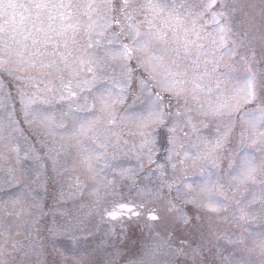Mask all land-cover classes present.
Masks as SVG:
<instances>
[{
	"label": "snow or ice",
	"instance_id": "6c2138e0",
	"mask_svg": "<svg viewBox=\"0 0 264 264\" xmlns=\"http://www.w3.org/2000/svg\"><path fill=\"white\" fill-rule=\"evenodd\" d=\"M237 11L235 0H0V72L19 82L16 97L0 92V141L5 127L22 134L21 124L59 136L61 151L49 155L53 171L66 152L87 180L76 177L69 193L87 192L101 218L115 220L121 210L142 215L143 200L113 199L112 207L106 206L120 195L123 181L138 197L161 201L163 208H152L147 216L161 221L159 213H165L168 240L157 234L136 264H159L156 257L164 253L204 264L197 260L202 248L192 247L188 232L198 230L201 217H189L174 200L230 213L238 231L217 236L233 249L217 250L220 264H264V232L246 227L264 222V8L259 25L245 14L243 30L234 23ZM37 104L55 105L56 111ZM198 122L205 127L214 122L216 136L200 135ZM163 129L166 145L157 139ZM15 141L13 135L5 146L19 163ZM158 148L164 149L163 163ZM27 151L39 161L31 146ZM169 168L173 175L190 168L193 176L169 180ZM141 176L149 184H139ZM153 177L159 186H150ZM3 182H17L14 169L6 170ZM24 199L21 191L11 203ZM31 203L35 212L29 215L38 225L43 207ZM81 223L73 218L48 230L72 233ZM24 247L13 240L10 250ZM7 251L6 236L0 254ZM0 264L10 262L0 258Z\"/></svg>",
	"mask_w": 264,
	"mask_h": 264
},
{
	"label": "rangeland",
	"instance_id": "374dc122",
	"mask_svg": "<svg viewBox=\"0 0 264 264\" xmlns=\"http://www.w3.org/2000/svg\"><path fill=\"white\" fill-rule=\"evenodd\" d=\"M238 11L234 17V23L240 30L246 26L245 14L255 18L257 25L261 23V10L264 8V0H235ZM231 46V45H229ZM259 53V45H257ZM244 54V50H240ZM259 59V55L257 57ZM135 67V61L132 62ZM264 67V64H261ZM142 70L137 69L139 73ZM19 82L15 81L6 73L0 72V92H10L16 97V89ZM135 88V84H133ZM167 98L165 103L167 104ZM128 103H131L129 97ZM176 101H172V111H175ZM15 106L19 108L18 98ZM45 112L56 111L55 105L37 104ZM58 114V113H57ZM193 116L197 121L200 119ZM182 119H184L182 117ZM24 132L12 133L8 127L3 129L4 140L0 141V153H7L8 158L0 157V244H3L5 237L8 240V251L0 254V258L7 259L10 264H136L145 253V250L155 242V237L159 234L168 240L169 231L166 227L167 217L163 211L159 214L165 217L161 221H149L148 211L152 208L162 209L163 203L158 200H151L148 197H138L136 190L131 191L127 187L129 181L118 183L120 195L109 198L106 205L112 207V200L119 202L134 201L139 204L142 200L146 203L144 209H138L142 215L139 217H119L115 220L107 216L101 218V214L92 208L91 198L87 192H75L70 194L68 189L76 177L81 182H87L81 169L72 167V159L65 152L58 161V171H53L52 162L49 155L54 156L61 151L59 144L60 138L38 134L37 131L29 129L27 125L21 124ZM199 134L208 138H214L217 134L216 124L209 122L208 126L197 123ZM120 131V129H114ZM16 136L15 143L20 148V162L17 163L16 154L9 151L5 146L11 136ZM182 135V133H181ZM167 129L161 130L157 139L159 144H167ZM129 142H134L135 137L125 136ZM195 135L192 137L195 140ZM27 141V142H26ZM187 143V140L184 141ZM31 146L35 154L40 157L39 161L34 159L33 153L27 149ZM233 144H229L231 148ZM160 153V163L164 162V149L158 148ZM122 163L134 164V161L124 160ZM224 167H226V162ZM15 170L17 182L4 184L6 170ZM21 170L25 173L21 177ZM198 172V170H197ZM169 180H180L183 176L192 177L193 170L187 169L185 172L172 174L171 169L167 170ZM119 181V178H117ZM139 184H149L148 180L138 177ZM159 180L152 178L150 186H159ZM27 186H24V185ZM23 191L25 194L24 202L13 205L11 200ZM63 191V198L59 194ZM167 187L163 188L164 194L168 193ZM171 196L175 198L176 192L173 189ZM36 201L43 207L44 216L40 218L38 225L33 223V216L30 212H35L31 201ZM174 203L183 209L189 217L201 219L196 221L198 230L188 229L189 239L193 241L192 247H201V255L197 260L204 261V264H220L215 253L218 249L228 247L225 241L218 240L217 236L232 235L238 231L230 219V213H210L198 209L193 204H185L180 200ZM170 215V214H168ZM78 218L81 223V230H76L67 234H53L48 229L55 224H63L66 220ZM250 231L255 233L264 232V222L256 220L246 225ZM20 241L25 245L22 251L12 252L10 246L12 241ZM31 247H28V246ZM35 249L33 251L32 249ZM25 253H27L25 255ZM159 264H167L169 261H187L192 264L190 256L176 257L167 253L156 257Z\"/></svg>",
	"mask_w": 264,
	"mask_h": 264
},
{
	"label": "flooded vegetation",
	"instance_id": "af4514ba",
	"mask_svg": "<svg viewBox=\"0 0 264 264\" xmlns=\"http://www.w3.org/2000/svg\"><path fill=\"white\" fill-rule=\"evenodd\" d=\"M132 216V214L130 212H127V211H118V216L117 218L119 217H126V218H129V216ZM132 217H135V216H132Z\"/></svg>",
	"mask_w": 264,
	"mask_h": 264
},
{
	"label": "water",
	"instance_id": "95a60500",
	"mask_svg": "<svg viewBox=\"0 0 264 264\" xmlns=\"http://www.w3.org/2000/svg\"><path fill=\"white\" fill-rule=\"evenodd\" d=\"M125 211H127V210H125Z\"/></svg>",
	"mask_w": 264,
	"mask_h": 264
}]
</instances>
